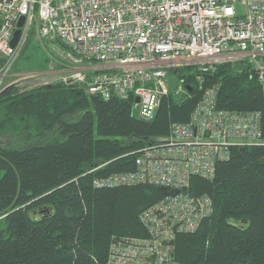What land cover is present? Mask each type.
I'll return each mask as SVG.
<instances>
[{
    "label": "trees",
    "instance_id": "1",
    "mask_svg": "<svg viewBox=\"0 0 264 264\" xmlns=\"http://www.w3.org/2000/svg\"><path fill=\"white\" fill-rule=\"evenodd\" d=\"M29 38L50 48L33 30ZM7 61L0 55V69ZM197 73L171 70L184 92L172 87L152 119L138 115L133 95L105 99L83 82L0 89V264H107L113 241L148 236L140 215L180 190L94 180L132 170L137 151L189 121L210 86L218 109L262 112L261 142L234 146L213 178L192 177L185 191L209 196L212 211L176 236L173 254L179 264H264V81L246 60L218 63L203 82Z\"/></svg>",
    "mask_w": 264,
    "mask_h": 264
},
{
    "label": "built area",
    "instance_id": "2",
    "mask_svg": "<svg viewBox=\"0 0 264 264\" xmlns=\"http://www.w3.org/2000/svg\"><path fill=\"white\" fill-rule=\"evenodd\" d=\"M21 16L25 22L12 46ZM32 30L51 44L60 41L80 65L63 81L83 82L87 93L105 99L133 95L145 119L154 118L172 87L184 92L181 82L170 83L176 67H196L203 82L218 63L246 60L264 81V0H0V55L8 57L0 85ZM217 96L216 86L207 88L189 121L173 123L162 141L137 151L132 170L95 178L97 187L148 183L180 190L140 215L148 236L112 242L107 264H179L176 236L196 230L212 211L209 196L185 191L192 177L213 178L234 146L261 142L262 112L220 110Z\"/></svg>",
    "mask_w": 264,
    "mask_h": 264
},
{
    "label": "rangeland",
    "instance_id": "3",
    "mask_svg": "<svg viewBox=\"0 0 264 264\" xmlns=\"http://www.w3.org/2000/svg\"><path fill=\"white\" fill-rule=\"evenodd\" d=\"M236 9L238 14L243 13L245 6L237 3ZM36 42L35 38H29L25 42L26 44H24L19 55L15 58V63L7 75L3 77L0 89L15 80L19 84H24L23 86L32 87L44 83L61 81L65 76H72L78 72V66L80 65L71 61L66 56L63 47L61 49L57 44H51L49 45L50 48L47 47V49ZM46 57H48L47 61H45ZM18 63L23 66L22 69L14 68V65ZM26 74L35 75V77H24ZM31 79H37V81L31 82ZM170 83L174 86L179 83V80L174 74L171 75Z\"/></svg>",
    "mask_w": 264,
    "mask_h": 264
},
{
    "label": "water",
    "instance_id": "4",
    "mask_svg": "<svg viewBox=\"0 0 264 264\" xmlns=\"http://www.w3.org/2000/svg\"><path fill=\"white\" fill-rule=\"evenodd\" d=\"M24 22H25V16H21L17 22V28L14 31L13 37L11 39L12 46H16V44L18 43ZM161 188L164 189L166 192H170V191L175 192L176 191V190L170 189L169 187H166V186H161Z\"/></svg>",
    "mask_w": 264,
    "mask_h": 264
},
{
    "label": "bare ground",
    "instance_id": "5",
    "mask_svg": "<svg viewBox=\"0 0 264 264\" xmlns=\"http://www.w3.org/2000/svg\"><path fill=\"white\" fill-rule=\"evenodd\" d=\"M14 86V85H13Z\"/></svg>",
    "mask_w": 264,
    "mask_h": 264
}]
</instances>
